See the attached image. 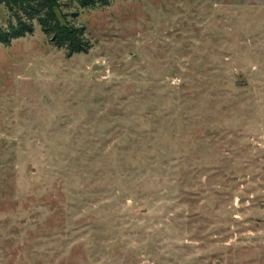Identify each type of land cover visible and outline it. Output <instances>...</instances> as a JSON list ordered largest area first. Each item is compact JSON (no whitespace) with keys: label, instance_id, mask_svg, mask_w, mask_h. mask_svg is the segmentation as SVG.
<instances>
[{"label":"rangeland","instance_id":"1","mask_svg":"<svg viewBox=\"0 0 264 264\" xmlns=\"http://www.w3.org/2000/svg\"><path fill=\"white\" fill-rule=\"evenodd\" d=\"M73 10L0 43V264H264V0Z\"/></svg>","mask_w":264,"mask_h":264},{"label":"trees","instance_id":"2","mask_svg":"<svg viewBox=\"0 0 264 264\" xmlns=\"http://www.w3.org/2000/svg\"><path fill=\"white\" fill-rule=\"evenodd\" d=\"M109 0H0L13 22L0 28V43L30 34L34 25L47 38L50 45L63 49L66 55L86 52L91 44L84 28L74 22L77 15L73 5L92 7L106 4ZM74 3V4H73Z\"/></svg>","mask_w":264,"mask_h":264}]
</instances>
